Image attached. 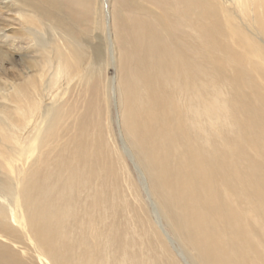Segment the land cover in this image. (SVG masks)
<instances>
[{
  "label": "bare ground",
  "instance_id": "obj_1",
  "mask_svg": "<svg viewBox=\"0 0 264 264\" xmlns=\"http://www.w3.org/2000/svg\"><path fill=\"white\" fill-rule=\"evenodd\" d=\"M144 1H134V12L161 27L141 25L149 67L124 85L119 118L149 193L193 264H264V0ZM19 2V12L28 10L12 18L20 30L1 37L11 49L27 51L38 86L32 91L29 79L2 84L10 91L0 116V264H178L155 223L123 203L118 173L109 193L105 189L121 158L108 159L106 147L85 156L76 151L65 167L55 164L65 174L50 184L57 203L41 195L50 185L30 181L32 162L15 166L43 134L56 99L46 112L40 101L54 96L65 71L59 50L54 59L46 42L45 28L54 25L56 35L60 28L57 0ZM165 19L177 27L173 37ZM35 114L32 134L22 132ZM82 170L93 191L72 182ZM99 192L113 199L103 213L115 220L102 240L94 223Z\"/></svg>",
  "mask_w": 264,
  "mask_h": 264
},
{
  "label": "rangeland",
  "instance_id": "obj_2",
  "mask_svg": "<svg viewBox=\"0 0 264 264\" xmlns=\"http://www.w3.org/2000/svg\"><path fill=\"white\" fill-rule=\"evenodd\" d=\"M21 1L25 2V0ZM134 1H139V5L142 4V6L148 4L144 0H57L55 20L59 21L60 28L56 35L54 25L49 28L46 26L45 31H48L46 42L49 50L54 51V59L59 50L57 54L65 71L60 70L63 73L60 78L61 85L54 89V96L45 95L43 102L40 101L41 108L45 112L46 108L56 101L53 105V113L50 112V117L41 127L43 134L32 141L33 151L28 152L26 146V151L24 150L19 157L14 159L15 166L23 168L32 162L34 165L30 172L31 175L28 173L30 181L50 185L54 184L55 179H63L65 175L61 173L64 170L57 167L56 163L61 162V165L65 167L77 152L78 155L85 156L86 152L93 154L96 150L106 147L111 157L108 159L113 161L116 156L121 158L113 168V172L115 171L111 176L113 180L106 182L105 189L109 193L111 185L118 180L115 177L118 173L117 185L122 188V200L125 206H128V203L131 204L138 210V216L143 220L149 218L152 223H155L157 233L168 243L176 261L178 260L180 264H193L190 253H185L174 236L172 228L159 214L157 201L149 193L150 189L147 187L144 171L138 167L140 165L134 155L135 151L131 142L133 139L130 140L131 137L119 118L122 112L124 85L132 82L139 75L144 76L149 67L146 61L150 56V50L148 43L143 39L146 37L141 31L148 27L156 32L161 27V23L150 15L137 16L134 12ZM19 5V0H0V116L5 114L3 110L6 104L5 97L10 91L2 87V84L6 82V84L15 85L20 82L25 83L29 79L34 85L32 91L38 86L39 71H33L30 68L31 57L27 51L11 49L10 45L6 44L9 39L1 37L2 35H8L9 38L16 36L15 32L20 30L17 28L18 23L15 20L13 22L12 18L20 19V14L28 13V10L22 6L19 12ZM150 7L151 11L160 13L154 5ZM170 11L172 12V9ZM164 21L168 28H173V37L177 33L175 29L177 27L171 26L168 19ZM143 24H147V27H141ZM159 32L166 35V32ZM16 43L18 48L22 47L19 42ZM51 64L54 66L55 62ZM77 69L82 71L80 73L84 77L80 78V75L75 74ZM46 72L50 74L51 70H46ZM73 75H75L74 78ZM34 118L35 121L30 120V125H27L22 132L32 134V129L36 127L39 120L36 114ZM20 120L25 122L23 118ZM21 162L26 164L22 166ZM14 164L11 162L12 166ZM77 176L80 177H76V180L72 182L80 187L86 189L90 187L92 191L94 190L95 184L92 183L89 174L82 170ZM85 178L87 181H84ZM50 186L51 188L47 191L48 195L45 196L43 193L41 195L45 199H55L57 203L58 190L54 185ZM107 194L103 196L99 192L95 206L97 221L94 223L99 226L97 234L101 240L107 232L106 224L115 222V220H106L107 213H103V210L108 208L107 201L113 200ZM154 208L158 210L157 214H154ZM76 209H78V204L73 205L72 211Z\"/></svg>",
  "mask_w": 264,
  "mask_h": 264
}]
</instances>
